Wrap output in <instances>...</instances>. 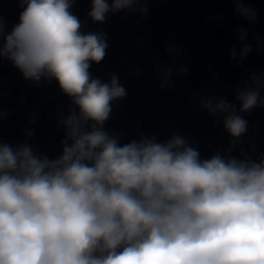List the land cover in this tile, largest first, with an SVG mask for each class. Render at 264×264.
<instances>
[{
    "label": "clouds",
    "instance_id": "clouds-1",
    "mask_svg": "<svg viewBox=\"0 0 264 264\" xmlns=\"http://www.w3.org/2000/svg\"><path fill=\"white\" fill-rule=\"evenodd\" d=\"M234 3L239 16L257 22L253 8ZM149 4L92 0L88 15L100 23L122 10L143 18ZM72 6L73 0H21L20 22L0 48L26 80H57L79 108L60 120L66 138L54 160L27 143H0V264H264V159L217 153L201 161L179 135L120 146L102 126L126 90L116 74L110 82L92 78L90 62L104 59L106 34H83ZM246 36L241 28L238 40ZM251 51L244 44L240 61ZM166 52L180 55L182 48L166 44ZM230 54L237 59L235 45ZM156 72L162 89L175 86L171 66ZM262 90L264 74L237 85L239 112L264 107ZM198 98L210 115H223L235 145L248 125L236 106L214 92ZM8 115L0 109V119Z\"/></svg>",
    "mask_w": 264,
    "mask_h": 264
},
{
    "label": "water",
    "instance_id": "water-1",
    "mask_svg": "<svg viewBox=\"0 0 264 264\" xmlns=\"http://www.w3.org/2000/svg\"><path fill=\"white\" fill-rule=\"evenodd\" d=\"M243 2L256 11L257 22L239 16L234 0H150L143 18L139 12L122 10L109 12L100 23L88 15L92 0H73L70 12L81 22V32L106 34L104 59L90 62L92 78L110 82L116 74L127 93L112 102L103 130L117 137L120 146L139 141L141 136L165 143L179 135L199 152L201 161L217 153L225 159H264V107L239 112L234 91L254 74H264V0ZM23 10L21 0H0V18L5 24L0 48L20 22ZM241 28L247 29L243 43L238 40ZM166 44L182 48V53L169 55ZM244 44H251L252 51L240 61ZM233 45L235 60L230 58ZM181 65L190 71L182 75ZM170 66L175 86L162 89L156 68ZM213 92L234 104L237 114L248 122L247 131L235 145L224 128L223 115L214 117L200 106L199 94ZM0 109L9 114L0 119V143L13 148L27 143L50 160L63 153L66 128L61 118H67L72 109L79 113L57 80H26L4 57H0ZM29 130L33 135H27Z\"/></svg>",
    "mask_w": 264,
    "mask_h": 264
}]
</instances>
